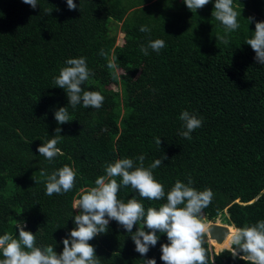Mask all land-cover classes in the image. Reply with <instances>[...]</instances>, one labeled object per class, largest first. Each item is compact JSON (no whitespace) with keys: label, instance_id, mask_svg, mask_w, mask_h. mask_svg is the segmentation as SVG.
I'll use <instances>...</instances> for the list:
<instances>
[{"label":"trees","instance_id":"1","mask_svg":"<svg viewBox=\"0 0 264 264\" xmlns=\"http://www.w3.org/2000/svg\"><path fill=\"white\" fill-rule=\"evenodd\" d=\"M37 2L33 9L23 0H0V235L18 236L16 224L23 222L37 246L51 244L60 254L76 227L80 210L73 202L106 175L108 164L140 155L145 166L163 161L153 174L166 194L189 176L196 190L213 191L205 222L219 220L232 232L264 220V65L245 43L255 23L264 21V0H233L240 27L227 33L228 44L216 38L225 36V27L212 15L215 0L196 12L184 0H74L76 10L67 0ZM142 25L151 31L141 32ZM118 32L124 42L116 47ZM156 39L166 46L144 55L141 45ZM81 56L91 72L82 87L104 97L99 109L82 103L73 109L54 83L65 61ZM66 106L73 120L58 125L54 113ZM184 110L203 117L191 140L179 135ZM57 127L64 155L50 163L37 149ZM66 164L78 172L73 189L46 195L41 171L51 174ZM117 195L125 203L135 197L145 211L167 202L166 196L141 198L131 186ZM133 233L110 220L107 232L89 243L101 264L152 258L164 264L166 233H157L160 239L144 257L135 251ZM202 246L208 264H251L239 258L243 253L233 258L232 243L230 249L212 245L223 249L214 254L204 236Z\"/></svg>","mask_w":264,"mask_h":264},{"label":"clouds","instance_id":"2","mask_svg":"<svg viewBox=\"0 0 264 264\" xmlns=\"http://www.w3.org/2000/svg\"><path fill=\"white\" fill-rule=\"evenodd\" d=\"M209 2L210 0H184L192 12L203 8ZM23 3L33 9L38 5L37 0H23ZM67 7L69 10H76L77 4L74 0H67ZM212 15L225 27V36L216 38L228 44L227 33L240 27L237 17L241 12L234 10L233 0H215ZM253 20L254 17L248 18L249 23ZM139 30L144 33L151 31L145 25ZM245 43L254 50L256 62L264 65V21L255 23L254 36ZM165 46L163 39L150 40L147 46L141 45L140 51L147 56L149 48L159 53ZM65 64L59 75L53 79L57 87L65 90L68 105L75 109L82 103L85 108L99 109L104 97L99 92L86 91L82 87L91 74L86 57L70 58ZM108 66L116 68L114 62H110ZM54 115L58 125L73 120L67 106L60 107ZM179 119L184 128L179 135L188 140L192 139L191 134L203 123V117L187 110L181 112ZM61 131L62 129L57 127L54 138L37 149L40 156L50 163L58 155H64L57 147L63 139ZM155 143L160 147L161 137H156ZM165 159L167 156H164ZM144 161L145 156L140 155L135 161L132 158H122L107 165L106 175L97 177L95 186L84 192L73 204V209L80 210L73 217L76 227L62 240L63 251L60 254L54 251L51 244L37 246L35 234L25 230L22 222L16 224V229H19L18 236L11 232L0 235V254L3 257L0 264H101V259L96 256L95 248L89 241L99 234L106 233L110 220L118 222L128 233H133L134 225H139L131 239L135 244V251L142 257L149 252L150 246L157 244L160 239L157 235L159 232L166 233L168 240V243L161 245L160 259L164 264H208L206 250L202 246L207 233L203 210L211 204L213 191L210 188L196 190L192 187L194 181L189 176L187 183L177 179L166 194L164 185L153 174V170L160 167L163 161L156 159L148 166H145ZM41 175L45 177L46 195L52 196L54 193L64 194L71 191L78 172L66 164L51 174L42 170ZM117 178H120L119 182ZM121 186H131L141 198L150 201H159L166 196L167 202L158 209L149 207L145 211L144 205L135 197L128 199L126 203L118 199L117 194ZM145 227L148 231H145ZM229 238L231 243L237 246L231 252L233 258L243 253L239 255L240 259L251 264H264V220L251 226L235 228ZM144 261L145 264H156L155 258Z\"/></svg>","mask_w":264,"mask_h":264},{"label":"water","instance_id":"3","mask_svg":"<svg viewBox=\"0 0 264 264\" xmlns=\"http://www.w3.org/2000/svg\"><path fill=\"white\" fill-rule=\"evenodd\" d=\"M205 224L207 225V233L205 234V241L208 244L210 243V241H213L216 244H220L228 234L229 226L227 225H223L216 222H205ZM227 249H230V246ZM216 253L218 252H215L214 254Z\"/></svg>","mask_w":264,"mask_h":264},{"label":"rangeland","instance_id":"4","mask_svg":"<svg viewBox=\"0 0 264 264\" xmlns=\"http://www.w3.org/2000/svg\"><path fill=\"white\" fill-rule=\"evenodd\" d=\"M124 42V40H123V33L122 32H118L117 33V38H116V47H119L122 43ZM113 89H114V87H112ZM112 88H106L107 90H110V89H112ZM112 89V90H113ZM75 203V201L73 202V204ZM75 210H78V209H75ZM215 222L216 223H219V220H215ZM229 230V229H228ZM230 234H231V232H230V230H229V234H228V236L226 237V239H225V241L222 243V244H218V245H226V246H228V248H229V246H230V244H231V240H230ZM210 246H211V248H212V252H214V246H212V245H217L216 243H213V242H211L210 241ZM223 249H225V248H223ZM223 249H221V250H223ZM227 249V248H226ZM221 250H219V251H221ZM218 251V252H219ZM216 252V251H215ZM214 252V253H215Z\"/></svg>","mask_w":264,"mask_h":264},{"label":"bare ground","instance_id":"5","mask_svg":"<svg viewBox=\"0 0 264 264\" xmlns=\"http://www.w3.org/2000/svg\"><path fill=\"white\" fill-rule=\"evenodd\" d=\"M228 234H229V230H228ZM228 234L226 235V237L228 236ZM226 237L224 238V240L220 244H222L225 241Z\"/></svg>","mask_w":264,"mask_h":264}]
</instances>
